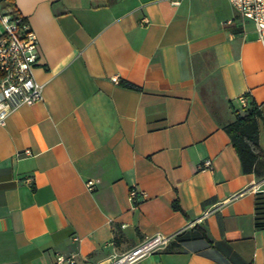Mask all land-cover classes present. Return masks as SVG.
Wrapping results in <instances>:
<instances>
[{"label": "crops", "instance_id": "0c3cea01", "mask_svg": "<svg viewBox=\"0 0 264 264\" xmlns=\"http://www.w3.org/2000/svg\"><path fill=\"white\" fill-rule=\"evenodd\" d=\"M12 8L36 34L43 96L0 124V264L71 253L105 264L175 232L135 264H264L254 225L264 175L241 171L223 129L243 94L262 113L264 151V42L253 22L229 0L0 1ZM131 186L145 193L136 206Z\"/></svg>", "mask_w": 264, "mask_h": 264}, {"label": "built area", "instance_id": "2783aa9c", "mask_svg": "<svg viewBox=\"0 0 264 264\" xmlns=\"http://www.w3.org/2000/svg\"><path fill=\"white\" fill-rule=\"evenodd\" d=\"M168 1L177 4L180 0ZM229 2L236 12L253 22L258 39L264 42V0H229ZM21 17V14L0 11V21L3 25V30L0 32V124H3L6 117L17 108L33 104L43 96V84L36 80L33 73L39 59L38 40L28 22L21 20ZM112 80L118 82L116 76ZM237 99L241 107L247 106L243 94ZM23 153L30 155L31 151L25 149ZM209 166L210 160L205 159L199 167ZM26 182L31 186L32 178H26ZM85 186L88 190H92L90 181H87ZM128 193L135 206L145 197V193L135 186H131ZM178 233L170 235L154 233L146 236L130 249L114 254L105 264H135L146 255L167 246ZM56 263L77 264L76 255L59 254L56 256Z\"/></svg>", "mask_w": 264, "mask_h": 264}, {"label": "trees", "instance_id": "16d2710c", "mask_svg": "<svg viewBox=\"0 0 264 264\" xmlns=\"http://www.w3.org/2000/svg\"><path fill=\"white\" fill-rule=\"evenodd\" d=\"M4 1V0H0ZM15 15L20 14L12 8ZM21 20H26L24 16ZM122 85L129 88H137L136 85L121 80ZM234 119L223 126L231 145L240 161L243 173H253L256 176L264 175V151L258 143L259 122L262 113L254 101H249L247 106L231 108ZM174 210H181L177 199L172 204ZM254 225L256 229H264V191H258L254 195Z\"/></svg>", "mask_w": 264, "mask_h": 264}, {"label": "rangeland", "instance_id": "374dc122", "mask_svg": "<svg viewBox=\"0 0 264 264\" xmlns=\"http://www.w3.org/2000/svg\"><path fill=\"white\" fill-rule=\"evenodd\" d=\"M2 30H3V25H2V23H1V21H0V31H2ZM200 67H204L205 69H206V68H210V56H209V55L204 56V64L201 65ZM204 68H201V69L198 71V73L200 74V72H201ZM201 73H202V72H201Z\"/></svg>", "mask_w": 264, "mask_h": 264}]
</instances>
